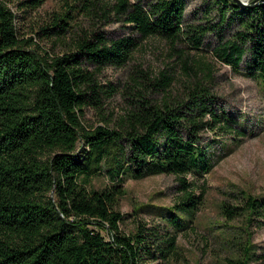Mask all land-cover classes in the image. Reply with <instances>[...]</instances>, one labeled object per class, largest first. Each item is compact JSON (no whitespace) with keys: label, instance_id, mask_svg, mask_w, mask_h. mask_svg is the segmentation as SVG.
I'll use <instances>...</instances> for the list:
<instances>
[{"label":"trees","instance_id":"trees-1","mask_svg":"<svg viewBox=\"0 0 264 264\" xmlns=\"http://www.w3.org/2000/svg\"><path fill=\"white\" fill-rule=\"evenodd\" d=\"M9 1L0 0V264H147L157 261L154 246L158 256L173 261L175 236L162 241L156 230L119 232L122 180L173 175L180 196L159 214L175 233L187 228L201 199L187 176L201 177L222 158L213 155L216 140L208 142L203 134L239 141L244 131L237 117L213 107L207 84L193 78L209 80L210 71L201 61L189 63L183 49L199 52L208 34H215L214 56L233 69L246 57L245 75L264 87V2L242 9L229 0H210L208 17L217 8L216 23L190 25L185 0H65L64 11L35 32L70 35L69 49L57 56L19 38ZM44 2L21 0V6L35 11ZM77 18L103 27L120 23L138 39L170 43L190 77L183 95L172 96L171 79L162 76L155 89L159 101L139 96L117 123L103 116L102 125L84 124L83 109L101 107L97 73L124 66L136 43L95 30L74 36L81 29L73 26ZM99 176L107 186L89 189ZM222 208L247 211L248 220L264 215L263 202L251 197L242 206Z\"/></svg>","mask_w":264,"mask_h":264},{"label":"rangeland","instance_id":"rangeland-1","mask_svg":"<svg viewBox=\"0 0 264 264\" xmlns=\"http://www.w3.org/2000/svg\"><path fill=\"white\" fill-rule=\"evenodd\" d=\"M6 4L15 17L14 24L20 39H32L34 45L50 55L60 56L69 49L70 35L58 39L35 34L40 27H47L54 14L64 11L65 0H45L40 8L28 12L21 6V0H10ZM210 5V0H185L186 23L206 25L209 21L211 25L215 24L217 8L211 7L208 17ZM73 26L81 27L74 36L82 34V31L95 30L105 33L110 39L130 37L136 43L124 66L105 67L97 73V83L102 92L101 109L93 106L83 109L82 121L87 126L102 125L103 116L108 118L111 125L117 123L132 110L139 96L153 102L159 101L161 95L155 89L162 76L170 77L172 83L169 91L172 96L179 98L183 95V86L190 77L178 57L179 53L173 50L170 43L158 37L138 39L136 34L120 23L103 27L99 23L77 18ZM217 39L215 34H208L199 52L183 49L184 56L189 63L193 60L194 63L201 61L206 65L210 71H205L210 75L209 80H205L202 74L193 78L207 84L216 110H224L240 120L244 136L239 141L229 138L223 141L210 133L203 134L202 138L208 142L213 138L216 140L212 152L216 158H222L201 177L187 176L193 194L201 198L200 205L187 220V228L177 233L165 226L159 214L162 210H170L180 196L176 191V178L173 175H158L142 180L123 178L125 194L120 198L117 210L122 216L119 232L128 236L140 228L144 233L156 230L155 234L162 241L166 235L176 238L177 256L172 258L173 261L167 262L158 256L154 246L157 261L147 264H264V215L248 220L247 211L242 213L228 209L232 211L228 213L222 208L224 205L232 208L242 206L247 197L264 204V87L257 79L245 75L246 57L238 69H233L214 56ZM177 48L182 47L178 45ZM89 70L93 71L94 68ZM224 142L227 144L225 149L231 148L229 154L222 150ZM106 186L107 180L99 176L91 179L89 189L99 191ZM95 231L108 238L105 230L95 228ZM234 238L240 246L229 242Z\"/></svg>","mask_w":264,"mask_h":264},{"label":"water","instance_id":"water-1","mask_svg":"<svg viewBox=\"0 0 264 264\" xmlns=\"http://www.w3.org/2000/svg\"><path fill=\"white\" fill-rule=\"evenodd\" d=\"M229 1L238 5L242 9L254 8L262 5L264 2V0H252L251 2H249V0H229Z\"/></svg>","mask_w":264,"mask_h":264}]
</instances>
